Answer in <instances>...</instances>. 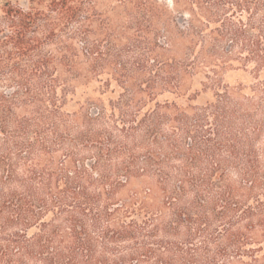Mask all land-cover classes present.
<instances>
[{
	"label": "trees",
	"instance_id": "obj_1",
	"mask_svg": "<svg viewBox=\"0 0 264 264\" xmlns=\"http://www.w3.org/2000/svg\"><path fill=\"white\" fill-rule=\"evenodd\" d=\"M0 264H264V0H0Z\"/></svg>",
	"mask_w": 264,
	"mask_h": 264
},
{
	"label": "rangeland",
	"instance_id": "obj_2",
	"mask_svg": "<svg viewBox=\"0 0 264 264\" xmlns=\"http://www.w3.org/2000/svg\"><path fill=\"white\" fill-rule=\"evenodd\" d=\"M13 1L18 2L21 5H25L27 0H13ZM252 80H254L253 75L250 74L249 72L245 73L243 70L233 72V73L229 74L227 77V82H229V83H237V82L249 83ZM211 97L212 96L210 94L204 95L197 101V103L198 104H204L206 101L210 100Z\"/></svg>",
	"mask_w": 264,
	"mask_h": 264
}]
</instances>
